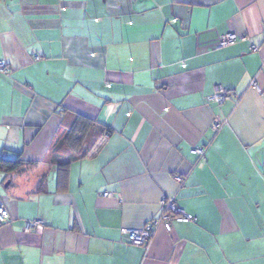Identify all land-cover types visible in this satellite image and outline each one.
<instances>
[{"label":"crops","instance_id":"crops-1","mask_svg":"<svg viewBox=\"0 0 264 264\" xmlns=\"http://www.w3.org/2000/svg\"><path fill=\"white\" fill-rule=\"evenodd\" d=\"M0 63V158L34 165L0 172V264H264V0H0ZM76 116L109 132L69 161ZM166 196L195 221L127 244Z\"/></svg>","mask_w":264,"mask_h":264},{"label":"built area","instance_id":"built-area-1","mask_svg":"<svg viewBox=\"0 0 264 264\" xmlns=\"http://www.w3.org/2000/svg\"><path fill=\"white\" fill-rule=\"evenodd\" d=\"M245 37L227 34L222 37L219 48H226L235 45L239 41H245ZM0 73L4 75L9 74V69L6 63H0ZM252 88L258 93H262V89L258 82L254 80L252 82ZM234 95L223 87H217L214 95L211 97V101L217 104H223L226 101L233 100ZM227 121L216 120L212 125V130L219 133L227 125ZM204 149H194L193 154L197 155L200 159L205 157ZM175 181L179 184L180 188L184 187L185 179L182 176L176 175ZM106 197L112 198L113 194L106 193ZM162 213L158 219L151 221L145 228L142 229H126L123 234L126 237L125 242L129 245L140 246L148 248L151 244L152 239L158 229L163 228L166 232L171 233L173 231V225L175 223H191L195 219L193 216L180 209L177 205L176 196H166L161 202ZM10 214L4 203L0 202V227L10 222ZM45 227V223L41 221H33L27 223L26 231L28 233L41 232Z\"/></svg>","mask_w":264,"mask_h":264},{"label":"trees","instance_id":"trees-1","mask_svg":"<svg viewBox=\"0 0 264 264\" xmlns=\"http://www.w3.org/2000/svg\"><path fill=\"white\" fill-rule=\"evenodd\" d=\"M106 132H109L108 129L98 125L96 122L85 117L76 116L69 127L64 144L59 147V155L66 157L69 161L84 159L94 152L98 142ZM68 164L62 165L59 169L60 180H63L62 184H60L61 188H64L66 184ZM32 166L34 165L24 163L20 155L14 160L0 158V172L2 173H20L25 167L31 168Z\"/></svg>","mask_w":264,"mask_h":264}]
</instances>
